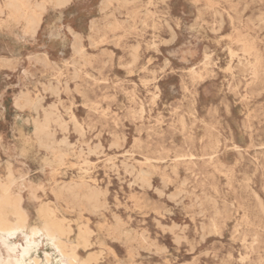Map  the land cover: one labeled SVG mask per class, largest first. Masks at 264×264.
I'll list each match as a JSON object with an SVG mask.
<instances>
[{
  "label": "rangeland",
  "instance_id": "1",
  "mask_svg": "<svg viewBox=\"0 0 264 264\" xmlns=\"http://www.w3.org/2000/svg\"><path fill=\"white\" fill-rule=\"evenodd\" d=\"M5 1L0 178L29 223L56 205L102 264H264V0ZM46 252L0 237V264Z\"/></svg>",
  "mask_w": 264,
  "mask_h": 264
},
{
  "label": "bare ground",
  "instance_id": "2",
  "mask_svg": "<svg viewBox=\"0 0 264 264\" xmlns=\"http://www.w3.org/2000/svg\"><path fill=\"white\" fill-rule=\"evenodd\" d=\"M61 1L62 0H56V2H58V3ZM4 6H5V8H7L10 11V13L12 15H22L26 12L27 9L30 8V1L29 0H6L4 3ZM44 9H45V5L40 4L37 6V9L32 13V15L29 16L28 22H29V25L32 26V28H36L37 26L40 25ZM223 37H225V36H223ZM223 49H225V47ZM229 55H231V54L229 53ZM51 62H53V61H51ZM205 68H207V67H205ZM225 69H226V67L224 68V70ZM263 88L264 87H262V90H263ZM35 133L38 136H42L44 134H47L48 133L47 126L37 125ZM100 146H102V145L100 144ZM217 166H218V164H217ZM56 168H54V169H56ZM65 190L75 192L72 188H66V189L65 188H58L54 191L55 196L57 198L62 197ZM107 191H108V189H107ZM117 194H119V193H117ZM94 198H95L94 193H92L88 196L89 200H93ZM22 201H23V198H22V195L20 193V189L16 185V181L11 176H8L6 179L0 178V237L5 236L7 238H15V237L25 233L27 235L28 239H30V240H37V239L49 240L50 243L55 248V250L57 251V253L59 255V260L62 261V264H102L100 261L101 258L99 256V254L94 253V252H90L86 256H83L81 253L82 249H84V250L89 249L93 243L91 240V231L87 225L80 226L78 228L76 238L74 240H71L70 235L72 232V227L65 224L62 220L59 219L58 214H57L58 207L56 205H51V204H47V203L40 204L38 209H37L38 212L35 210L38 213L39 221L36 224L31 225L29 223L28 214H27L25 208L23 207ZM210 203H211V201H210ZM102 217H103V215H102ZM208 222H210V221L208 220ZM144 242H145V240H144ZM101 251H103V250H101ZM52 262H53L52 254H50L49 252H46L45 253V263L43 262V259L41 261V258L39 256H32L30 258L29 263L30 264H49ZM155 264H156V262H155Z\"/></svg>",
  "mask_w": 264,
  "mask_h": 264
}]
</instances>
